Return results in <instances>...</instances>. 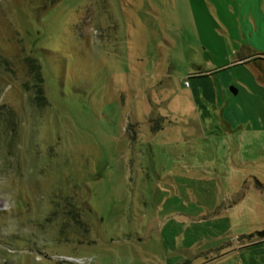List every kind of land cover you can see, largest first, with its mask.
Returning a JSON list of instances; mask_svg holds the SVG:
<instances>
[{
  "label": "rangeland",
  "instance_id": "374dc122",
  "mask_svg": "<svg viewBox=\"0 0 264 264\" xmlns=\"http://www.w3.org/2000/svg\"><path fill=\"white\" fill-rule=\"evenodd\" d=\"M258 232L264 0H0V264H254Z\"/></svg>",
  "mask_w": 264,
  "mask_h": 264
},
{
  "label": "crops",
  "instance_id": "0c3cea01",
  "mask_svg": "<svg viewBox=\"0 0 264 264\" xmlns=\"http://www.w3.org/2000/svg\"><path fill=\"white\" fill-rule=\"evenodd\" d=\"M260 13H259V11H258V13L256 12L254 15H253V13H248V14H246V13H244V17L246 18V20H247V24L249 25V23H248V20H249V16L252 18H254V16L255 15H258V16H260L261 17V15H259ZM252 44H254V43H252ZM207 86H209V84H206ZM205 87V86H204ZM206 88V87H205ZM208 91V90H207ZM255 245H258V246H260V245H264V239H260V240H258L257 241V244H255ZM258 264V263H264V260L262 261V260H260L259 262H254V264Z\"/></svg>",
  "mask_w": 264,
  "mask_h": 264
},
{
  "label": "trees",
  "instance_id": "16d2710c",
  "mask_svg": "<svg viewBox=\"0 0 264 264\" xmlns=\"http://www.w3.org/2000/svg\"><path fill=\"white\" fill-rule=\"evenodd\" d=\"M259 238L264 239V232H258Z\"/></svg>",
  "mask_w": 264,
  "mask_h": 264
},
{
  "label": "water",
  "instance_id": "95a60500",
  "mask_svg": "<svg viewBox=\"0 0 264 264\" xmlns=\"http://www.w3.org/2000/svg\"><path fill=\"white\" fill-rule=\"evenodd\" d=\"M233 93H234V94H236V91H235V90H233Z\"/></svg>",
  "mask_w": 264,
  "mask_h": 264
}]
</instances>
